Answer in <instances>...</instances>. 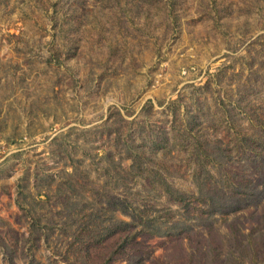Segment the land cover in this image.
Wrapping results in <instances>:
<instances>
[{
  "label": "rangeland",
  "instance_id": "374dc122",
  "mask_svg": "<svg viewBox=\"0 0 264 264\" xmlns=\"http://www.w3.org/2000/svg\"><path fill=\"white\" fill-rule=\"evenodd\" d=\"M0 264H264V0H0Z\"/></svg>",
  "mask_w": 264,
  "mask_h": 264
},
{
  "label": "trees",
  "instance_id": "16d2710c",
  "mask_svg": "<svg viewBox=\"0 0 264 264\" xmlns=\"http://www.w3.org/2000/svg\"><path fill=\"white\" fill-rule=\"evenodd\" d=\"M251 187H252V185H251ZM120 230H121V228H120V229L118 228V230H117L115 233H114L113 230H111V231H109L108 236L113 237V236H114L113 234H121V233H122V232H121L122 230H121V231H120ZM130 231H133L132 228L130 229ZM105 238L107 239V235H106ZM106 239L103 238V241L106 240ZM125 247H126V246L123 245V246H122V249H124ZM123 254H124V250H122L121 252L118 253V255H122L121 257H123ZM111 257L113 258V256H111ZM118 257H120V256H118ZM113 259H114V258H113ZM115 259H118V258H115Z\"/></svg>",
  "mask_w": 264,
  "mask_h": 264
}]
</instances>
